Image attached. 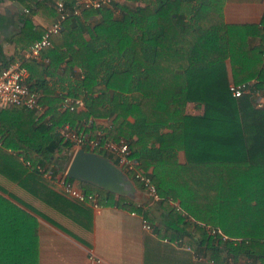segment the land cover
Segmentation results:
<instances>
[{
  "label": "trees",
  "instance_id": "obj_1",
  "mask_svg": "<svg viewBox=\"0 0 264 264\" xmlns=\"http://www.w3.org/2000/svg\"><path fill=\"white\" fill-rule=\"evenodd\" d=\"M65 2L73 6L76 0ZM179 5L173 0L135 10L119 5L126 12L123 19H115L112 8H98L104 19L92 43L84 39L79 17L68 16L61 31L52 35V46L44 49L49 65L25 62L31 72L26 82L32 90H46L42 73L37 76L31 65L49 73L68 59L71 67L83 68L84 78L67 90L83 100L84 109L63 110V99L42 96L43 111L13 106L5 111L15 116L7 118L3 110L0 135L17 154H2L0 171L20 178L23 186L38 182L46 192L36 183L30 191L49 203H68L72 199L51 189L39 169H68L75 150L58 128L70 124L90 131L91 118H122L104 137L128 140L132 157L152 177L167 213L157 226L161 237L203 251L193 264H241L243 258L264 264V108L257 106L252 93L233 95L227 67L230 59L235 84L250 83L264 93V18L261 25L241 26L246 33L237 39L219 13L200 11L196 25L188 24L175 13ZM43 8L51 18L58 14L46 2L31 11ZM249 33L259 35L261 44L250 47L245 38ZM40 38H33L32 44ZM36 77L37 83L31 84ZM135 92L138 97L130 98ZM189 102L203 104L204 113L187 114ZM179 150L186 153L184 164ZM81 185L85 192H98L112 202L114 194L89 182ZM170 199L180 200V207ZM119 204L152 220L142 204L123 197Z\"/></svg>",
  "mask_w": 264,
  "mask_h": 264
},
{
  "label": "crops",
  "instance_id": "obj_2",
  "mask_svg": "<svg viewBox=\"0 0 264 264\" xmlns=\"http://www.w3.org/2000/svg\"><path fill=\"white\" fill-rule=\"evenodd\" d=\"M59 1L61 0H0V70L18 63L26 69L28 81L31 72L25 66L26 61L34 60L45 68L49 65L50 58L44 56V51L34 58L29 56V49L33 45L32 39L40 35L42 37L55 23L58 14L51 18L47 8L40 12L31 10L38 2H46L48 6L57 9ZM92 1L95 0H76L73 6L66 5L68 16L74 13L79 17L84 28V39L91 43L97 36L96 27L104 19L103 13L96 7L84 14ZM161 1L163 0H117L107 7L113 9L115 19H123L126 12L119 5L135 10L147 4L157 5ZM173 1L180 3L175 13L183 16L188 24L196 25L197 13H201L200 11L219 13L232 28L237 39L238 35L246 33L241 26L261 25L264 18V0ZM245 38L252 48L262 42L259 35L252 33ZM227 67L232 83L233 69L230 59L227 60ZM31 68L37 76L42 73L40 75L46 81L47 89H41L40 92L43 97L48 98H75L68 94L67 88L84 78L83 68L78 65L71 67L68 59L49 73L45 70L39 71L35 65H31ZM33 83H37V77L32 80L31 84ZM261 95L264 97V93ZM137 97V92L130 95V98ZM7 108L0 109V113ZM204 108L203 104L189 102L186 113L202 115ZM82 109L84 106L80 108ZM4 113L7 118L14 115L11 111ZM129 119L134 121L132 116ZM121 121L122 118L115 122V116L91 118L88 127L92 126L90 132L96 135L101 131H110ZM162 131L167 133L170 129L163 128ZM156 145L159 143L156 142ZM73 149L76 151L75 146ZM2 154L17 153L5 146V138L0 135V157ZM177 154L180 163L187 162L184 150H179ZM20 159L23 160L21 156ZM55 173L59 176L63 174L62 171ZM126 173L129 175V172ZM129 176L133 183L128 191L116 194L106 190L114 194L111 203L101 198L98 192L95 193L97 204L92 201L74 202L70 198H67L68 203H49L45 197L30 191L36 183L41 193L46 192L39 187L38 182L30 181L31 184H28L30 182L27 181L28 185L23 186L20 178L0 171V264H90L91 253L102 258L105 264H193L195 260L203 257L204 252L199 249H188L181 245V241L177 243L161 237L157 226L167 214L162 206L163 197L160 195L159 200L153 199L140 181L134 179L133 175ZM42 177L51 189L62 195L54 179L45 172ZM75 181L83 189L81 182ZM121 197L134 205H144L152 220L136 210L121 206ZM170 204L180 207V200L170 199ZM144 219L152 225V230L144 228Z\"/></svg>",
  "mask_w": 264,
  "mask_h": 264
},
{
  "label": "built area",
  "instance_id": "obj_3",
  "mask_svg": "<svg viewBox=\"0 0 264 264\" xmlns=\"http://www.w3.org/2000/svg\"><path fill=\"white\" fill-rule=\"evenodd\" d=\"M117 0H95L88 4L90 7L101 8L103 6L113 5ZM58 18L55 23L45 32V34L37 40L29 49V56L37 58L41 55L45 48L52 46V35L57 34L63 27L64 20L68 17V11L64 0L57 3ZM26 69L18 63L10 64L6 68L0 70V109L12 106H26L30 109L43 111V106L40 102L42 93L37 90H32L26 82ZM230 89L235 97H240L245 93H252L257 96V106L264 108V97L260 92L254 90L250 83L230 84ZM84 106V102L80 98H65L61 107L63 110H79ZM89 123V121H88ZM89 125V124H87ZM60 136L65 140L73 142L76 151L79 148L89 147L91 151L95 149L104 150L117 165L124 171H132L134 179L140 181L144 188L147 189L150 196L155 199H160V194L152 181V177L144 173L138 166V162L132 157V150L129 141L123 137L118 140L113 138H105L106 132H98L94 137L91 132L85 128L81 129L70 124H65L58 128ZM30 164V162H28ZM41 171H44L51 179H54L59 187V191L66 197L79 202H97V196L92 193L85 192L78 186L75 180L69 179L67 171L60 176L53 172H46L39 166ZM97 204V203H96ZM144 228L152 230V225L146 220H143ZM212 233H217V230H212ZM224 238L227 236L224 235ZM190 249V247H188ZM90 264H105L102 258L95 253L90 255ZM231 264V263H228Z\"/></svg>",
  "mask_w": 264,
  "mask_h": 264
},
{
  "label": "water",
  "instance_id": "obj_4",
  "mask_svg": "<svg viewBox=\"0 0 264 264\" xmlns=\"http://www.w3.org/2000/svg\"><path fill=\"white\" fill-rule=\"evenodd\" d=\"M67 176L89 182L109 192L123 194L132 185L130 176L109 156L79 148L67 169Z\"/></svg>",
  "mask_w": 264,
  "mask_h": 264
},
{
  "label": "rangeland",
  "instance_id": "obj_5",
  "mask_svg": "<svg viewBox=\"0 0 264 264\" xmlns=\"http://www.w3.org/2000/svg\"><path fill=\"white\" fill-rule=\"evenodd\" d=\"M76 152V151H75ZM73 158V157H72ZM241 264H250V262L248 261V259L243 258L240 262Z\"/></svg>",
  "mask_w": 264,
  "mask_h": 264
}]
</instances>
